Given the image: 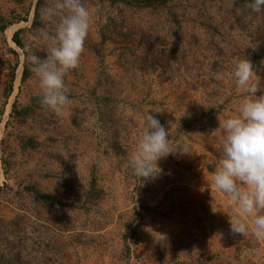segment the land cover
<instances>
[{
    "label": "rangeland",
    "instance_id": "1",
    "mask_svg": "<svg viewBox=\"0 0 264 264\" xmlns=\"http://www.w3.org/2000/svg\"><path fill=\"white\" fill-rule=\"evenodd\" d=\"M53 2L0 0V264H264V240L231 231L247 218L212 184L220 125L246 95L230 77L260 14L227 0H82L91 26L58 115L25 59L51 46L42 12ZM254 69L264 90V57ZM149 112L187 153L140 183L129 156Z\"/></svg>",
    "mask_w": 264,
    "mask_h": 264
},
{
    "label": "clouds",
    "instance_id": "2",
    "mask_svg": "<svg viewBox=\"0 0 264 264\" xmlns=\"http://www.w3.org/2000/svg\"><path fill=\"white\" fill-rule=\"evenodd\" d=\"M247 8L253 13L264 12V0H251ZM42 18L55 23L54 33L42 32L43 39L51 41V46L45 57L30 52L25 59L38 79L41 105L59 115L71 104L65 76L80 65L91 14L82 0H54L43 10ZM230 78L246 95L237 114L220 125L222 151L212 184L247 218L230 219L231 231L242 235L251 232L256 239L264 240V90L260 76L247 58L236 61ZM163 111L157 108L150 112ZM150 112L144 118L137 146L129 156L132 174L140 183L158 177L162 171L158 162L162 158L177 152L187 153L182 143L173 145L167 128Z\"/></svg>",
    "mask_w": 264,
    "mask_h": 264
},
{
    "label": "trees",
    "instance_id": "3",
    "mask_svg": "<svg viewBox=\"0 0 264 264\" xmlns=\"http://www.w3.org/2000/svg\"><path fill=\"white\" fill-rule=\"evenodd\" d=\"M110 3H120L132 7L139 8H167V3L169 0H106ZM233 6H247L251 3V0H227ZM259 20L261 21L260 26L256 30L255 36L253 35V45L251 48L246 50L244 58L249 59L254 68L257 67L260 60L264 57V12L259 13ZM18 31H15L12 35V40L18 45L21 46L19 39L17 38ZM25 75H23L22 79ZM23 191L28 192L34 200L41 202H48L50 204H60V201L52 194L44 193L34 187L33 185H27L23 187Z\"/></svg>",
    "mask_w": 264,
    "mask_h": 264
}]
</instances>
